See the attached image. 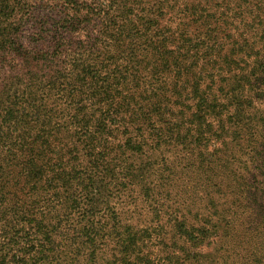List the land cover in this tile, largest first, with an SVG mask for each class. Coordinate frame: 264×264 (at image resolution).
I'll use <instances>...</instances> for the list:
<instances>
[{
	"label": "trees",
	"instance_id": "obj_1",
	"mask_svg": "<svg viewBox=\"0 0 264 264\" xmlns=\"http://www.w3.org/2000/svg\"><path fill=\"white\" fill-rule=\"evenodd\" d=\"M180 149L262 155L264 0H0V264H159L117 206Z\"/></svg>",
	"mask_w": 264,
	"mask_h": 264
},
{
	"label": "rangeland",
	"instance_id": "obj_2",
	"mask_svg": "<svg viewBox=\"0 0 264 264\" xmlns=\"http://www.w3.org/2000/svg\"><path fill=\"white\" fill-rule=\"evenodd\" d=\"M258 151V158L225 153L221 166L197 157L198 150L170 152L160 166L152 164L155 192L127 189L117 206L121 220L148 232L145 251L159 264H264V169L257 168L264 150ZM178 222L205 230L187 240L175 230Z\"/></svg>",
	"mask_w": 264,
	"mask_h": 264
}]
</instances>
